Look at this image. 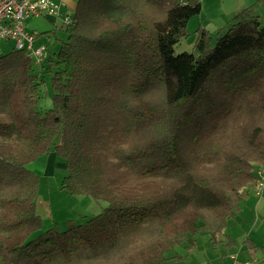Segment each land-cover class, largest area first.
<instances>
[{"label":"trees","instance_id":"16d2710c","mask_svg":"<svg viewBox=\"0 0 264 264\" xmlns=\"http://www.w3.org/2000/svg\"><path fill=\"white\" fill-rule=\"evenodd\" d=\"M201 0H78L58 52L0 54V264H163L238 218L264 166V16L239 12L176 53ZM51 78L52 107L38 109ZM108 203L45 230L41 177ZM262 249V248H261Z\"/></svg>","mask_w":264,"mask_h":264},{"label":"rangeland","instance_id":"374dc122","mask_svg":"<svg viewBox=\"0 0 264 264\" xmlns=\"http://www.w3.org/2000/svg\"><path fill=\"white\" fill-rule=\"evenodd\" d=\"M201 2L203 4V13L190 20L188 25V36L183 38L176 46L177 54L195 51L197 30L201 28L210 32L212 37H214L212 42L213 44L215 43L217 37L215 32L220 29L213 26L216 23L215 20L218 14L227 6L226 0H201ZM259 3H264V0H260ZM252 13L254 15L259 14L256 13L253 7ZM71 15L73 14L71 13ZM33 19L34 18L27 20L25 22V27L37 26L39 30H45L42 36H40L41 42L39 41V43L49 45V50L53 53L58 52L62 44L60 40L67 41L68 34L63 30L53 31L54 26H49L44 18ZM225 26L223 28H225ZM4 45L3 43L2 54H7L13 50V44L8 46ZM45 77L46 82L42 85L43 98L38 104V109L44 113L52 107L53 96L51 78L48 75ZM42 160L43 158L39 162L37 161L30 164L29 169L41 176L40 190L36 203L38 214L42 216L45 223L43 232L52 227V220H55L56 223L65 230L67 226L62 224L61 221H66L67 218L79 219L81 216L82 218L77 222L84 223L93 216L102 213L108 206L107 202H99L89 196H69L66 191L61 188V182L68 174V171L66 169L58 171L54 177L46 176L42 172L43 167L40 166ZM254 191L256 192L255 189ZM253 195L252 192V196ZM256 196L254 197H263L257 194ZM243 216L244 215L240 214L238 218L231 220L228 228L219 234L220 236L217 235L215 241L211 240L212 237L210 234L202 233L197 236L193 246L184 244L176 247L168 252L167 256L177 257V259L168 260L163 264H264V252L260 249L251 251L247 241V238L250 237L248 235L249 228L253 227L256 219L258 218L259 222L264 221V202L258 214L253 215V219H245ZM252 238L256 241L257 247L264 246L260 237L254 235Z\"/></svg>","mask_w":264,"mask_h":264},{"label":"built area","instance_id":"2783aa9c","mask_svg":"<svg viewBox=\"0 0 264 264\" xmlns=\"http://www.w3.org/2000/svg\"><path fill=\"white\" fill-rule=\"evenodd\" d=\"M51 15L61 16V5L55 0H0V54L2 44H13V49L24 50L36 63H42L49 56V45L38 44V32H29L25 27L28 19ZM73 15L67 14L64 25H71ZM259 180L255 185L258 195L264 192V166L259 172ZM249 264V263H246Z\"/></svg>","mask_w":264,"mask_h":264},{"label":"crops","instance_id":"0c3cea01","mask_svg":"<svg viewBox=\"0 0 264 264\" xmlns=\"http://www.w3.org/2000/svg\"><path fill=\"white\" fill-rule=\"evenodd\" d=\"M55 1L61 5V16L60 17H55V16H51V15H44V16L34 17V19H40V18L43 19L44 18L47 21L49 26H51V25L54 26L53 31H58V30H61L62 27H64L63 26L64 25V18L66 17V15L71 14V13L74 14V12L77 8L78 0H55ZM259 1L260 0H226L227 6L225 7L224 10H222L218 14L217 19L215 20L216 23L213 27H218L217 29L223 28L226 24L227 25L229 24V22L232 20L233 17H235L239 12H241L242 10H244L246 8H251V12H252V7H253L256 10V13L257 14L259 13L258 14L259 16H264V3H259ZM202 13H203V11H202ZM226 26H225V28H226ZM26 29L29 32H38L40 35L38 37L37 43L41 44V43H39V41L41 42L40 36H42L43 31H45V30H43V31L39 30V28L37 26H27ZM5 45L8 46L9 44H5ZM40 160H38V162ZM40 166L43 167L42 172L46 176H50V177H54V175L58 171L65 170V169L67 170V164L65 163V161L63 159H59V157H57V155L53 154V153L44 157ZM259 176H260V174H259ZM254 189L255 188H252L251 195L249 196L248 199H246L242 203V206H241V213L240 214L244 215L243 218H245V219H250V220L253 219L254 218L253 215L258 214V212L261 209V205L264 202V192L262 194V196H263L262 198H255L254 196H256L257 192H255ZM252 192L254 194L253 196H252ZM256 197H258V196H256ZM255 199L258 202H256ZM81 218L82 217L80 216L79 219H81ZM71 219L75 220L76 222L79 221V219H76V218H67L66 221L64 220L65 222L61 221V223L64 225H67L68 221ZM52 223H53L52 224V226H53L56 223V221L52 220ZM44 225H45V223H44ZM44 229H45V226H44ZM248 235L250 237L247 238V241L249 243L251 251H253V250L256 251V250L260 249L262 252H264V246L262 245L261 247H257L256 241L252 238V236L254 237V235H256V236L260 237V239H262V242L264 243V221L259 222L258 218H257L253 227L249 228ZM228 236L231 237L230 235H228Z\"/></svg>","mask_w":264,"mask_h":264}]
</instances>
